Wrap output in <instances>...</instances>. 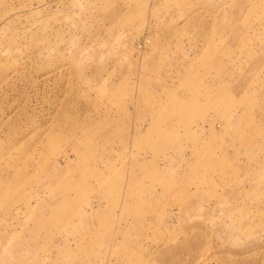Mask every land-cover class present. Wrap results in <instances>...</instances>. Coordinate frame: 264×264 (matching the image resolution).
Returning a JSON list of instances; mask_svg holds the SVG:
<instances>
[{"label":"rangeland","instance_id":"374dc122","mask_svg":"<svg viewBox=\"0 0 264 264\" xmlns=\"http://www.w3.org/2000/svg\"><path fill=\"white\" fill-rule=\"evenodd\" d=\"M0 264H264V0H0Z\"/></svg>","mask_w":264,"mask_h":264}]
</instances>
